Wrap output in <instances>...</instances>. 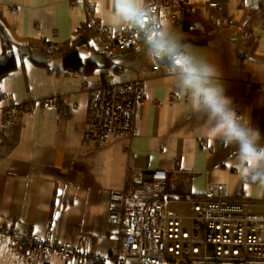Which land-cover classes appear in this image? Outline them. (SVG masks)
<instances>
[{"label": "crops", "instance_id": "0c3cea01", "mask_svg": "<svg viewBox=\"0 0 264 264\" xmlns=\"http://www.w3.org/2000/svg\"><path fill=\"white\" fill-rule=\"evenodd\" d=\"M86 1L102 23L119 29L159 0ZM12 5L20 11L12 13ZM84 6L85 0H77L74 8L70 0H0L1 24L22 55L20 67L0 80L6 95L0 99V225L50 242L88 237L93 251L111 257L117 228L108 220V196L123 187L129 162L188 180L196 196L207 183H222L225 199L260 211L264 0H171L158 9L159 26L137 45L114 52L110 61L98 51ZM74 41L83 64H94L90 74H65L62 58L42 50L45 44ZM42 60L48 64L36 63ZM102 78L142 79L147 98L136 105V136L109 137L95 147L82 143V127L89 89ZM252 85L259 93H250ZM171 94L177 95L174 103L156 104ZM52 95L65 102L63 111L46 108L20 124L3 123L6 104ZM12 253L15 249L7 257ZM43 260L65 264L54 253H43Z\"/></svg>", "mask_w": 264, "mask_h": 264}, {"label": "built area", "instance_id": "2783aa9c", "mask_svg": "<svg viewBox=\"0 0 264 264\" xmlns=\"http://www.w3.org/2000/svg\"><path fill=\"white\" fill-rule=\"evenodd\" d=\"M76 4L77 0H70L72 8ZM170 5L171 0L149 3L146 10L139 9L116 30L102 23L94 15L92 4L85 0V22L99 44V53L110 61L114 50H123L156 29L161 18L159 7ZM216 5L209 3L211 7ZM10 11L18 13L20 7L12 5ZM249 90L252 94L260 91L253 85ZM0 95H3L1 89ZM146 98L147 85L142 79L104 78L98 87L89 89L83 141L100 145L109 137L136 136V105L144 103ZM176 98V94H171L155 102L162 106L165 101L174 103ZM40 108L61 109L65 108V102L54 96L36 104H11L3 109V121L18 124L24 115L37 113ZM235 117L241 119L240 113L236 112ZM167 179L164 169L127 164L123 187L109 191L108 196V220L118 232L111 257L93 251L88 237L50 242L38 233L24 232L18 240L11 236L19 231L1 225L0 245L12 242L11 249L20 255L17 249L22 242L28 246L22 253L24 257L37 251L54 253L65 264H264V202L260 211H252L247 202L225 199L224 184L207 183L202 198L191 199L189 210L182 212L168 208V201L160 199ZM32 236L38 239L34 241ZM21 264L29 263L21 260Z\"/></svg>", "mask_w": 264, "mask_h": 264}, {"label": "trees", "instance_id": "16d2710c", "mask_svg": "<svg viewBox=\"0 0 264 264\" xmlns=\"http://www.w3.org/2000/svg\"><path fill=\"white\" fill-rule=\"evenodd\" d=\"M144 10H146V9H144ZM170 17L175 18L176 16L171 15ZM112 29H114V28H112ZM119 29H116V30H119ZM147 34H144L142 37L137 38V41L135 43L129 44L125 49H123V50L116 49V50H114V52L126 51L128 48H131L132 46H135L138 43H140V41ZM0 41H1V53H2V55L0 57V80H1L4 77H6L9 73H11L12 71H14L20 67V65L22 63V61H21L22 55L17 53V51H18V49L16 48L17 45L14 44V42L9 39L6 30L4 29L3 25L1 24V21H0ZM75 44H76V41H74L72 44L63 43L61 45H52L49 43L48 45L45 44V46H47L48 48H44L42 50L46 54H49L51 56L56 55V56H60L62 58V69L61 70H63V73L67 74L68 72L72 73L75 71L83 70V71H85V73L90 74L92 72V69L94 68V64L91 61H88L87 64H83L82 60L80 59V57L77 53V50H75L73 48V47H75ZM36 63L41 64V65H47L48 61L42 60V61H37ZM102 81H103V78H102ZM5 96H6L5 94L0 95V99L5 97ZM54 96H58V95H52L49 97H54ZM38 100L39 99H35L32 101H25V102H20V103H15V104H36V102H38ZM9 105H11V103L6 104L4 106V108L8 107ZM26 116H28V115L23 116L22 121L24 120V117H26ZM3 123H4V121H3ZM20 123H18V124H20ZM4 124H8V123H4ZM172 198H179V199L185 200V199H199V198H202V196H196L195 194L192 193L191 185H190L188 180H185L183 178H177V179L168 178L166 188H165L164 192L161 193L160 199L169 200ZM10 228H12V227H10ZM19 247H20V249L19 250L17 249V253L22 254L25 251H27L28 246L25 243L21 242L19 244Z\"/></svg>", "mask_w": 264, "mask_h": 264}, {"label": "rangeland", "instance_id": "374dc122", "mask_svg": "<svg viewBox=\"0 0 264 264\" xmlns=\"http://www.w3.org/2000/svg\"><path fill=\"white\" fill-rule=\"evenodd\" d=\"M48 97L40 98L38 101L42 102L44 99H47ZM64 109L65 108H61V109L57 108V110H60V111H63ZM43 110L44 109L40 108L37 112H42ZM236 112H238V111H235V113ZM117 137H119V136H117ZM120 137H123V136H120ZM81 140H82V143H84L86 145L88 144L87 142H84L83 139H81ZM93 145L95 147L99 146L98 144H94V143H93ZM167 206H168V208H171V209H174V210H179V211H182V212H187V210L189 209V203L187 201H183L180 204H176L173 200H169L167 202ZM253 210H256V209H253ZM1 226H4V225H1ZM13 230H16L18 232V230L16 228H13ZM11 237L14 238V239L20 240V238L23 237V233L18 232L17 234H15V236H11ZM11 237H8V239L11 238ZM31 239L35 241V239H38V237L32 236ZM32 245H34V243H32ZM12 247H13L12 246V242H6L5 244L0 245V251H2V252H0V264H9L8 261H7V258L9 257L10 254L7 257L6 253L7 252H11V248ZM24 256L25 255H23V254L17 255L15 253H12L10 255V258L12 260L10 264H18L19 260H20V264H21V260H23L25 263H29V264H39V262H42V264L44 263L42 252L39 254V251H37V252H34L32 255H29V256H26V257H24Z\"/></svg>", "mask_w": 264, "mask_h": 264}, {"label": "bare ground", "instance_id": "6f19581e", "mask_svg": "<svg viewBox=\"0 0 264 264\" xmlns=\"http://www.w3.org/2000/svg\"><path fill=\"white\" fill-rule=\"evenodd\" d=\"M36 113L32 114L31 116L35 115Z\"/></svg>", "mask_w": 264, "mask_h": 264}, {"label": "snow or ice", "instance_id": "6c2138e0", "mask_svg": "<svg viewBox=\"0 0 264 264\" xmlns=\"http://www.w3.org/2000/svg\"><path fill=\"white\" fill-rule=\"evenodd\" d=\"M245 2H247V0H245ZM25 63H26V61H25Z\"/></svg>", "mask_w": 264, "mask_h": 264}, {"label": "clouds", "instance_id": "9594fccd", "mask_svg": "<svg viewBox=\"0 0 264 264\" xmlns=\"http://www.w3.org/2000/svg\"><path fill=\"white\" fill-rule=\"evenodd\" d=\"M211 99V98H210Z\"/></svg>", "mask_w": 264, "mask_h": 264}]
</instances>
